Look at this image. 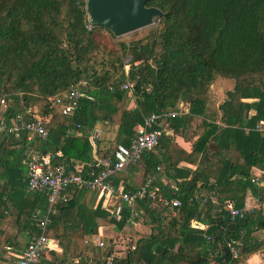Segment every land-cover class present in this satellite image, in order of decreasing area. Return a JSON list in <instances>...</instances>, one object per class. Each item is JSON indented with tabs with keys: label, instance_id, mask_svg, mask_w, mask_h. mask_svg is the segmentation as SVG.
<instances>
[{
	"label": "trees",
	"instance_id": "16d2710c",
	"mask_svg": "<svg viewBox=\"0 0 264 264\" xmlns=\"http://www.w3.org/2000/svg\"><path fill=\"white\" fill-rule=\"evenodd\" d=\"M147 6L162 12L147 36L109 48L97 41L104 28L89 24L85 0H0V100H11L5 118L39 104V111L29 116L41 119L49 136L37 140L35 148L94 164L87 156L88 134L96 123L113 122L126 99L120 87L126 81L124 61L130 58L128 78L136 108L121 110L116 140L127 146L148 115L186 106L182 116L166 120L172 135L163 132L156 151L143 153L140 161L145 177L163 167L177 189L157 185L181 206L171 215L150 201L138 202L144 212L140 223L149 227V234L124 255L113 256L112 264H243L264 248V239L254 235L264 231V214L257 210L232 222L220 207L231 200L242 208L248 192H261L251 177L264 164V134L254 130L264 120V0H148ZM217 79L232 81V88L214 110L208 105ZM79 80L87 83L83 93L91 100L81 98L69 117L59 114L48 98ZM196 118L202 127L189 136ZM75 128L81 137L69 135ZM176 137L190 143L185 160L196 166L193 171L171 161ZM0 140V182L12 185L10 192L0 191V222L6 211L29 229V237L39 234L43 211L37 202L42 197L25 199L27 179L20 177L28 160L6 165L1 150L6 141L12 147L25 146L26 135L0 132ZM83 192L74 191L50 216L47 236L58 239L62 249L55 264L81 258L86 251L83 237L96 234L97 218L109 219L101 204L94 210L80 204ZM202 193L218 204L195 198ZM129 215L126 209L120 221H109L120 230ZM192 221L207 225L206 231L195 229ZM229 240L241 242L238 259L225 247ZM7 245L14 247L0 241L2 260ZM112 255V246L93 249L95 264H107Z\"/></svg>",
	"mask_w": 264,
	"mask_h": 264
},
{
	"label": "built area",
	"instance_id": "2783aa9c",
	"mask_svg": "<svg viewBox=\"0 0 264 264\" xmlns=\"http://www.w3.org/2000/svg\"><path fill=\"white\" fill-rule=\"evenodd\" d=\"M129 61L130 58H127L124 63L126 81L120 88L129 95H133V83L128 78ZM86 87L87 83L84 80H79L72 84L67 91L50 97L48 100L53 103L59 114L69 117L79 107L80 99L87 97L83 93ZM87 98L91 100L90 97ZM10 101L7 98L0 100V132L6 134L25 133L26 141L29 142L32 140L46 141L49 132L41 119L29 116L30 113H35L33 110L27 109L9 119L5 118ZM185 111L186 106L179 104L173 110L148 115L143 123L137 126L135 137L130 145L117 144L110 156H100L98 160H94V164L85 165L83 162H78L70 166L58 163L57 153L35 152L27 161L26 179L28 192L41 195L46 201V210L39 223L40 233L31 235L23 250L7 245L5 247L6 255L4 260L0 259V264H40L45 253L51 250L50 245H57V241L47 236L51 225L50 216L57 213L58 207L66 204L77 189L97 192L103 210L107 213L108 218L114 221H120L124 210L129 209L130 215L126 222L131 225L141 222L144 212L138 208L137 203L145 200L150 201L152 206L166 208L171 215H176L181 202L176 198H167L155 182V177H147L138 188L129 189L119 176L125 173L128 166L140 163L143 153L156 151L159 147L161 134L164 132L166 135H172V131L166 128V120L180 117ZM254 130L264 134V120L258 121ZM263 178L264 164L262 167L253 169L251 182L260 188ZM165 184L170 189H177L172 183ZM195 198H200L202 203L212 199L207 193L199 194ZM212 202L218 204L215 199H212ZM257 210V206L248 205L237 208L231 200L224 201L220 207V211L226 213L232 222L244 219ZM192 226L201 231H206L208 227L198 221H192ZM204 237L207 240L210 239L206 235ZM88 241L97 242L98 248L104 246L103 242L97 241L95 238ZM225 247L233 259L239 258L240 241L229 240L225 242ZM256 254L258 255L256 262L245 263L244 260V264H264V248ZM113 256L107 258V264H112ZM74 263L82 264V258H75Z\"/></svg>",
	"mask_w": 264,
	"mask_h": 264
},
{
	"label": "crops",
	"instance_id": "0c3cea01",
	"mask_svg": "<svg viewBox=\"0 0 264 264\" xmlns=\"http://www.w3.org/2000/svg\"><path fill=\"white\" fill-rule=\"evenodd\" d=\"M120 105H124L123 109L133 110L136 108V100L133 95H129L127 93L126 99L123 102H121ZM28 109L33 110L35 113L39 111V109H37L35 106L28 108ZM251 111L252 110H250L249 115L252 114L253 111L252 112ZM112 123L113 122L96 123L92 131L88 134L91 147L87 152V156L90 157L93 161L95 160L97 155L108 157L112 153L111 145L113 141L116 140L117 132H118V126L115 131L111 130L110 126ZM69 135L75 136V137H81L82 133L80 132V129L75 128V129H70ZM133 139L134 138L131 139L130 143L132 142ZM0 143H1V140H0ZM130 143L128 145H130ZM35 144H37V140H32L30 142L26 141L25 146L19 148V147L10 146V144L6 141L4 143V147L1 149L5 163H7L6 165L10 166V162H14L16 160H21V163L25 164V162L29 160L35 154V152H41L35 148ZM20 150H23V151L19 153V155H16L15 152L12 153V151L18 152ZM170 150H171L170 152L171 161L174 163H177V166L179 168H186L192 171L196 168L195 165L188 164L185 160L188 153L190 152L189 142H187L181 137H176L175 141L172 144V148ZM41 153L47 154L50 152H47V153L41 152ZM55 153L58 154L57 156L58 163H62V164L70 165V166H73L76 163H78L75 159H72V158L68 159L67 157H65L61 151H58ZM4 168L8 170V172H10L9 171L10 167L4 166ZM143 171H144L143 165L141 163H138L137 165H134V166H128L125 170V173H123L119 177L120 179L123 180L124 184L130 186L133 189H136L142 184L144 179L147 178L144 176ZM20 174H21L20 177L22 178V180L26 182V166H24V171ZM140 176H142V180L139 182ZM153 177H155L157 184L164 185L165 183H170V184L172 183V181L168 178V175L165 174L163 167L158 168L157 174L154 175ZM3 183L4 182H0V191L6 190L10 192L12 185L10 183H7V184H3ZM258 189L261 191L258 196H255V194L253 195L251 192H248L246 194L244 206L246 205L257 206L258 210H261L262 213L264 214V178L262 180V186ZM82 190L84 192L81 195L79 202L81 205H83V207L89 210H94L96 209V207L100 206L101 201L98 199L97 192L90 191L87 189H82ZM24 197L25 199L29 201L37 197V195L28 192L27 184L25 185ZM37 205L39 207L38 209L43 211V214H42V217H43L45 213L44 210H46L45 199L43 197L39 199L37 202ZM9 215H10L9 213L4 211V218H1L0 230H2V234L0 235V241L4 242L5 244H14V248H17L18 250H23L29 240V234H28L29 229L26 226H23V223L21 224H19L20 222L16 223L14 216L12 215L9 216ZM104 221H106L104 218H97L95 221L98 226L97 231L101 235H102V230L106 229L105 226L103 225ZM108 222L110 223L109 219H108ZM202 225H205V224H202ZM146 227H147V231L149 232V227L148 226ZM146 234H149V233H146ZM20 235L24 236V240L23 239L21 240ZM94 235L95 234L85 235L83 237L84 246H85V242L88 243L89 242L88 240L95 238ZM254 235L258 239H264V231H259L255 233ZM95 239L99 241L98 238H95ZM54 240L57 241V245L55 246L53 245L51 247V250L48 251V254L45 255L41 259L40 264H55L57 259L61 256L62 249L58 244L59 240L58 239H54ZM96 252H98V250H96ZM81 258H82V264H95L96 258L93 255H90L87 251H85L84 255ZM257 260H258L257 254L251 255L247 259H245V263L246 262L248 263L256 262ZM71 264H75V263L73 262ZM243 264H244V261H243Z\"/></svg>",
	"mask_w": 264,
	"mask_h": 264
},
{
	"label": "rangeland",
	"instance_id": "374dc122",
	"mask_svg": "<svg viewBox=\"0 0 264 264\" xmlns=\"http://www.w3.org/2000/svg\"><path fill=\"white\" fill-rule=\"evenodd\" d=\"M150 28L151 27L145 28V29L121 36L120 38H115L110 32L106 31L105 29H101L99 30L97 34V41L100 44L105 45L109 48L114 47L115 44L119 42L130 44L132 41H136V40L142 39L143 37H146L148 34V30ZM231 88H232V81L224 80V79H217V81L212 86L210 103H209L210 105H208V108L218 110L217 108L218 105L226 99V92L230 90ZM249 102H252V101L250 100ZM35 107L39 109L40 105L39 104L35 105ZM119 107H120L119 111L112 118L113 123L110 126L112 131H115L117 126L120 123L121 110H123L124 105H119ZM252 113L254 114V112ZM201 127H202L201 119H197V118L194 119L192 122L191 129L188 131V135L191 136L192 133L199 132ZM135 133H136V129L134 131V136H135ZM117 144H119V142L114 140L111 145V149L113 150ZM139 179H140L139 180L140 182L142 180V176H140ZM103 225L105 226L106 229L102 230V235L98 231H96V234L94 235V237L98 238L99 241L104 243V246L101 248V250H105L109 248L110 246H112L113 255L114 256L116 255L117 257H119L120 255L121 256L124 255L127 249H132V247L135 246V243L136 241H138V239H140L141 237L145 235H148L146 233H149L147 231L146 225L140 222H136V224L132 226H128L126 224L120 230H118L114 224L109 223L108 219L104 221ZM20 238L21 240L22 239L24 240L23 235H20ZM96 245H97L96 243H92V242L86 243L85 242V246H86L85 249L90 255H93V249L97 247ZM52 246L53 245H50V248ZM47 252L45 253V255L48 254Z\"/></svg>",
	"mask_w": 264,
	"mask_h": 264
},
{
	"label": "water",
	"instance_id": "95a60500",
	"mask_svg": "<svg viewBox=\"0 0 264 264\" xmlns=\"http://www.w3.org/2000/svg\"><path fill=\"white\" fill-rule=\"evenodd\" d=\"M148 0H85L88 22L115 38L149 28L162 16L161 10L147 6Z\"/></svg>",
	"mask_w": 264,
	"mask_h": 264
}]
</instances>
